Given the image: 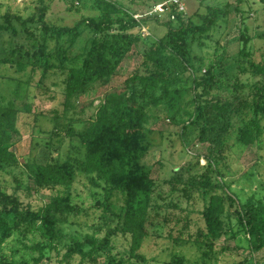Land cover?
Masks as SVG:
<instances>
[{"label": "trees", "instance_id": "1", "mask_svg": "<svg viewBox=\"0 0 264 264\" xmlns=\"http://www.w3.org/2000/svg\"><path fill=\"white\" fill-rule=\"evenodd\" d=\"M77 1L78 6L72 2L70 10L78 12L84 7L86 0ZM38 2L36 11L26 17L5 13L6 23L0 25V29H13L15 34L13 20H17L27 33H30L29 25L39 24L41 36H34L29 48L9 50L10 54H20L22 59L12 60L0 56V64H10L17 70L27 66L32 70L36 67L42 70L54 67L65 69L66 106L71 105V97L84 93L98 81L110 79L116 72V65L125 47L128 49L134 43L139 45L141 63L127 78L124 89L111 90L106 94L94 116L77 132L79 149L69 153L63 160L54 158L39 162L29 157L18 160L12 149L20 136L18 117L20 112L30 110L28 103L21 107L17 104L19 90H25L22 80L18 81L13 98L4 103L0 96V173L9 171L11 166L21 165L24 175L32 182L33 191L48 192L44 204L33 207L20 198L16 190L18 186L10 190L7 183L0 180V264H42L45 260H51L50 253L57 252L54 242L59 239V224L74 222L76 217L89 214L88 208L73 199L71 187L80 174H86L102 190L101 198L96 201L100 211L95 216L99 220L94 225L97 234H86L81 240L72 238L61 257L65 264H73L71 260L75 255L79 258V264H136V260L143 259L138 251L143 239L149 234L150 226L172 221L175 224L182 222V227L186 228L188 223L185 218L169 216L162 212L163 205L153 203L155 182L140 161V155L147 147V136L152 131L147 128L152 117L150 107L164 106L172 112L188 91L194 93L188 101L193 108L192 116L195 117L192 122L205 117L199 128V139L208 142L206 168L192 180L205 186L207 189L204 192L210 191L202 211L206 232L199 231L194 244L202 249L203 259H211L214 249L212 238L225 233L222 216L234 205L231 196L214 191L215 188L223 187L221 181L214 177L217 160L228 148L224 136L235 118L239 120L234 137L237 148L258 143L263 134L264 59L250 63L251 69L256 75L260 74L263 81L248 96L234 94L225 99L217 96L207 99L210 88L218 83L214 72L216 64L209 63L203 72L200 71L201 67H195L191 59L190 48L216 22L221 12L218 8H212L200 25L172 8L170 11L175 14V18L162 21L167 27L165 34L156 38H143L133 30L143 26V21L152 16L137 19L127 13L125 5L119 1L117 4L107 0H92L91 7L97 9L99 14L81 16L73 25L47 21L46 6L42 0ZM234 8L237 9V5ZM82 24L96 34H103L117 26L119 31L113 32L114 45L109 46L108 41L92 38L82 50L70 55L74 42L83 34L80 29ZM48 39L57 43L52 50ZM248 39L243 36V45ZM107 54L116 59L111 62ZM238 85L233 83L232 89H239ZM212 136L216 138V146ZM91 174L95 180L89 176ZM27 190H31V187L28 186ZM175 190L172 185L171 191ZM117 195L120 200L116 199ZM239 207L234 213L239 225L246 231L249 252H259L264 248V196L248 198ZM109 222L114 224L110 226ZM104 226L109 227L99 235ZM178 230L180 236L182 231L180 228ZM118 233L129 237L128 253L113 252V237ZM201 236L204 238L201 239ZM165 264L190 263L174 255Z\"/></svg>", "mask_w": 264, "mask_h": 264}, {"label": "rangeland", "instance_id": "2", "mask_svg": "<svg viewBox=\"0 0 264 264\" xmlns=\"http://www.w3.org/2000/svg\"><path fill=\"white\" fill-rule=\"evenodd\" d=\"M107 1L123 3L127 13L142 14L150 10L156 2L163 0ZM72 2L78 6L77 0H42V4L46 6L47 21L58 25H73L81 16L99 14L97 9L91 7L92 0H86L84 7L78 12L69 9ZM236 5L237 9L234 8ZM38 6V0H0V25L6 23V12L26 17L36 11ZM212 8L221 10L216 22L190 48L191 59L195 67H201L200 71L203 72L209 63L216 64L214 72L215 81L218 83L210 88L206 98L217 96L225 99L234 94L248 96L263 81L262 76L256 75L251 69L250 63L264 59V0H188L185 17L200 25L203 17L209 16ZM151 16L143 19L145 30L142 26H137L133 31L143 38L163 36L167 27L162 21L166 17ZM18 22L13 20L15 34L13 29H0V56L20 60V54H10L9 50L29 48L34 36H41L39 24L29 25L30 34ZM80 29L83 34L74 42L69 51L70 55L82 50L84 44L92 38L108 41L109 46L114 45L113 32L119 31L115 26L103 34H96L85 24ZM243 36L249 38L244 45ZM48 44L51 50L57 46L52 39H48ZM122 46H125L124 43ZM107 56L111 62L116 59L114 56ZM140 63V46L134 43L128 49L125 47L116 65V72L110 79L105 82L98 81L84 93L71 97V105L67 106L65 69L54 67L42 70L41 67H36L32 70L27 66L23 70H17L10 64H0V96L4 103L13 98L18 81L22 80L25 90H19L17 104L21 107L28 103L30 107L29 111L20 112L18 117L20 136L12 148L18 160L23 161L26 157L39 162L54 158L63 160L69 153L79 149L80 138L77 132L94 116L97 106L104 101L109 91L126 87L127 78L140 67ZM233 83L239 84V89H232ZM193 95L192 91L186 92L172 112L164 106H152L149 109L152 117L147 128L152 131L148 133V145L142 151L140 161L155 182L153 203L163 205L162 212L169 216L185 218L188 225L183 228L182 222L175 224L169 221L166 224L150 226L149 234L143 239L138 251L143 259L136 260V264H165L174 255L181 256L190 264H264V248L259 252H249L250 243L246 231L239 225L234 213L240 209V203L246 202L248 198L264 196V131L258 143L237 148L234 137L235 127L239 124L238 118L233 120L229 132L224 136L228 148L218 158L214 175L223 185L222 189L215 188L214 191L224 192L234 200L233 207L222 216L225 233L221 237L212 238L214 249L212 258L207 261L202 258V249L194 244L198 232H206L202 211L210 191L204 192L207 188L192 180L204 172L205 156L208 152V142L199 139V128L205 117L192 122L195 117L192 116L193 108L188 101ZM212 140L216 146V138L212 136ZM8 170L0 173V180L5 181L10 190L18 186L16 190L20 198L33 207L44 204L48 199V192L33 191L32 182L24 175L21 165L11 166ZM89 176L94 177L92 174ZM172 185L175 186V191H171ZM28 186L31 190H27ZM71 190L73 199L88 208L89 214L76 217L74 222L59 224V239L54 242L57 252H51V260H45L42 264H65L61 257L72 238L81 240L86 234H97L94 225L99 221L95 216L100 213L96 207V201L102 195L100 186L92 183L86 174H80L74 180ZM116 199L120 200V196L117 195ZM109 225L112 226L110 222ZM107 227L109 226H104L99 235ZM178 228L182 231L180 236ZM113 240V252L128 253V236L123 237L118 233ZM78 260L75 255L71 262L79 264Z\"/></svg>", "mask_w": 264, "mask_h": 264}, {"label": "built area", "instance_id": "3", "mask_svg": "<svg viewBox=\"0 0 264 264\" xmlns=\"http://www.w3.org/2000/svg\"><path fill=\"white\" fill-rule=\"evenodd\" d=\"M187 2L188 0H163L155 3L150 10L142 14L135 13L133 16L138 19L142 16L157 15L160 18L165 16L166 18L173 19L175 18V14L170 10L175 8V10L185 15ZM142 29L145 30V27L142 26Z\"/></svg>", "mask_w": 264, "mask_h": 264}]
</instances>
